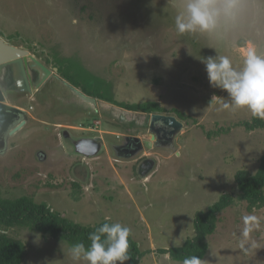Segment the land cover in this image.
<instances>
[{
  "label": "rangeland",
  "instance_id": "obj_1",
  "mask_svg": "<svg viewBox=\"0 0 264 264\" xmlns=\"http://www.w3.org/2000/svg\"><path fill=\"white\" fill-rule=\"evenodd\" d=\"M186 3L0 0V34L12 45L49 62L50 68L54 58L73 57L109 82L115 99L153 100L164 107L160 114L175 116L177 110L184 115L175 116L182 125L173 147L152 146L133 159H117L108 147L92 157L59 155L53 150L63 140L59 127L77 136L108 138L143 129L138 122L142 115L102 99L97 116L85 114L80 100L59 80L71 83L55 66L51 88L46 85L37 97L8 100L31 117L0 154L1 196L32 195L83 224L110 218L131 229L144 251L138 264H182L158 248L194 236L195 214L222 192L234 196L235 171H255L264 151V129L248 130L241 124L251 120L250 112L222 107L229 102L226 93L209 85L202 62L209 56H227L239 69L248 49L264 56V0H231V6L228 0H216L220 11L213 29L180 35L175 17L185 12ZM129 120L139 129H124ZM148 156L155 164L139 175L137 167ZM248 215L257 217L259 225L245 250L240 233ZM7 232L25 244L22 264H74L66 255V242L27 228ZM37 233L39 244L34 243ZM204 240L202 264H264V206L248 210L245 201L231 203L217 213L215 229Z\"/></svg>",
  "mask_w": 264,
  "mask_h": 264
},
{
  "label": "trees",
  "instance_id": "obj_2",
  "mask_svg": "<svg viewBox=\"0 0 264 264\" xmlns=\"http://www.w3.org/2000/svg\"><path fill=\"white\" fill-rule=\"evenodd\" d=\"M240 42L241 45L244 44L243 41ZM54 52L58 53L57 51ZM53 63L64 78L89 96L114 103L126 110L144 113L164 110V107L153 100L126 102L115 99L111 91V84L102 77L93 74L73 57L54 58ZM175 112L180 118L184 117L183 113L177 110ZM241 124L248 130L264 129V120L253 116L250 121L246 120ZM234 182L236 187L234 196H232L233 193L222 192L217 200L205 210H200L195 214L193 221L194 236L186 237L180 247H159L158 252L166 253L172 260L181 262L186 257L193 255L202 259L207 252V243L204 238L214 231L218 212L235 201H245L248 210L264 206V151L258 157V166L255 171L251 172L247 168L237 169L234 173ZM105 222L112 223L106 219L93 224L80 223L63 216L58 209H52L45 201L34 200L32 195L21 194L13 198L0 195V230H8L14 227L27 228L44 236L66 242L69 246L76 242H83L88 246L90 244L89 233ZM25 254L26 248L23 241L7 232L0 231V264H22ZM143 255L144 251L139 248L137 241L130 235V258L127 262L138 264Z\"/></svg>",
  "mask_w": 264,
  "mask_h": 264
},
{
  "label": "clouds",
  "instance_id": "obj_3",
  "mask_svg": "<svg viewBox=\"0 0 264 264\" xmlns=\"http://www.w3.org/2000/svg\"><path fill=\"white\" fill-rule=\"evenodd\" d=\"M228 6H231V0H228ZM219 11L216 0H187L185 12L175 17L176 31L184 35L195 33L197 30L201 32L211 30L216 26ZM202 62L209 85L226 93L229 102L223 103V108L232 111L246 110L254 118L264 120V56L258 54L255 48L248 49L243 55L242 67L239 69L233 67L227 56H209ZM23 110L28 114L25 109ZM154 113L160 112H149ZM26 118L25 115V123ZM108 219L110 218H106ZM243 223L240 247L247 250L246 242L254 228L258 227L259 221L257 217L248 215L243 217ZM130 235L129 227L119 222H105L89 233L88 246L83 242L73 243L68 247L66 255H70L74 264H125L130 258ZM40 241L41 236L37 233L34 243L39 244ZM175 246L180 247L179 244ZM182 264L202 262L200 257L193 255L186 257Z\"/></svg>",
  "mask_w": 264,
  "mask_h": 264
},
{
  "label": "water",
  "instance_id": "obj_4",
  "mask_svg": "<svg viewBox=\"0 0 264 264\" xmlns=\"http://www.w3.org/2000/svg\"><path fill=\"white\" fill-rule=\"evenodd\" d=\"M6 67L8 69V75L11 76V80H13V83L5 86V83L4 85H1L0 82V146L4 144L3 140L1 139L3 136L13 135L25 123L26 112L20 107L8 103L9 98H17L21 95L32 94L33 97H37L36 93H33V91L36 92V90H44V87H46V85L51 88V86L48 84L49 79L52 76L56 77L54 73L57 72L56 67H48L22 46H14L3 41L0 38V69L4 70V68ZM2 76H4V71H0V77ZM59 81L65 84L66 87L72 92V94L77 97L76 100H80V109L86 110L87 113L84 112L85 114L90 113V116H97V102L99 100L101 101V99L83 93L81 90H78L76 87H74L72 84H69L65 80ZM57 103L59 104V102ZM111 106H115L114 108H116L117 110L122 109H120L116 105L111 104ZM70 112L71 109H69V111H66V113ZM134 113L142 115V117L138 121L140 123V126H142V129H146L148 125L150 131L147 134V140H139V138L136 136L133 137L124 135H120L116 137V139L108 138L102 135H79L77 137L73 136L71 141V144L74 147V151L85 157H91L99 153L104 147H108L110 149L109 143L113 144L112 149L122 150L123 142L128 139H132L134 141V148L131 150L125 148V150H127L129 153L126 159H133L139 154H142L145 149L147 150L152 147V141L155 139V136L157 139H160L162 137L156 132V128L165 127L166 129L165 125H169L170 127L176 129L175 131H173L176 133L182 125V123L172 115L160 113L149 114L139 111H136ZM157 121H161L163 124L157 125ZM114 144H117L119 146ZM154 164L155 162L152 158L145 157L139 163L137 172L139 173V175H144L147 171L153 168Z\"/></svg>",
  "mask_w": 264,
  "mask_h": 264
},
{
  "label": "flooded vegetation",
  "instance_id": "obj_5",
  "mask_svg": "<svg viewBox=\"0 0 264 264\" xmlns=\"http://www.w3.org/2000/svg\"><path fill=\"white\" fill-rule=\"evenodd\" d=\"M0 38L3 40V41H5V42H7V43H10L9 42V40H7V38H6V36H3V35H1L0 34ZM11 44V43H10ZM30 53V52H29ZM33 55V54H32ZM34 56V55H33ZM41 61V60H40ZM43 62V61H42ZM44 64H46V62H43ZM55 67V66H54ZM0 71H4V76H2V77H0V82H1V85H4V83H5V86H7V85H9V84H12L13 83V80H11V76H9L8 75V69H7V67L6 68H4V70H1L0 69ZM38 90H36V92H37ZM40 91V90H39ZM38 91V92H39ZM35 91H33V93H36ZM21 96H24V95H21ZM21 96H18L17 97V99L18 98H20ZM16 106V105H15ZM18 106V105H17ZM120 107V106H119ZM123 108V107H122ZM178 119H180V117L178 116V115H175ZM174 116V117H175ZM26 117H27V114H26ZM136 123V122H135ZM135 123L133 122V121H128V123H127V125H125V126H123V128L125 129H127V131H129V130H134L132 127L133 126H135V131L137 130V129H139V127H137L136 125H135ZM161 124H163L161 121H157V125H161ZM171 124V123H170ZM166 126V129H165V127H158V128H156L157 130H156V132L158 133V134H160L162 137L160 138V139H157L156 138V136H155V139L152 141V146L153 147H157V146H165V147H173V145H174V141H175V138H176V136H177V132L175 133V132H173V131H175L176 129L175 128H172V127H170L169 125H165ZM58 130H61V135H62V142H60V145H59V147H58V145H57V148L56 147H54V151L56 152V153H58L59 155H65V154H70V156H81L82 158L83 157H85V156H83V155H81V154H79V153H77V152H75L74 151V147H73V145L71 144V141H72V138H73V136H76L77 137V135H74V134H72L69 130H67V129H65V128H63V127H59V129ZM149 128H148V125H147V127H146V129H143L142 131H139V132H134V134H131V135H128V134H120V135H124V136H133V137H138L139 138V140H147L148 139V137H147V134L149 133ZM119 135V136H120ZM85 136H92V135H85ZM9 138H10V136L9 135H5V136H3L1 139L3 140V145L2 146H0V154H2L5 150H6V146H7V143H8V141H9ZM110 138H112V139H116V138H114V137H112V136H110ZM137 143V142H136ZM140 143V142H139ZM133 144H134V141L132 140V139H128V140H126L125 142H123V145H122V150H119V149H117V150H114V149H112V147H113V144L112 143H109V145H110V150H111V153H113L114 154V156L113 157H115V158H117V159H126V157L129 155V153H128V151L127 150H125V148H127V149H129V150H131V149H133L134 148V146H133ZM114 145H117V144H114ZM117 146H119V145H117ZM61 149V150H60ZM58 150V151H57ZM101 152V151H100ZM43 153V152H42ZM42 153H39V154H41V157H46V154L45 155H42ZM97 154H99V153H97ZM96 154V155H97ZM108 154V153H107ZM94 156V155H93ZM92 157V156H91ZM124 157V158H123ZM149 157V156H148ZM147 157V158H148Z\"/></svg>",
  "mask_w": 264,
  "mask_h": 264
},
{
  "label": "crops",
  "instance_id": "obj_6",
  "mask_svg": "<svg viewBox=\"0 0 264 264\" xmlns=\"http://www.w3.org/2000/svg\"><path fill=\"white\" fill-rule=\"evenodd\" d=\"M8 103H9V101H8ZM30 117H31V116H30L29 114H27L26 122H27V120H28Z\"/></svg>",
  "mask_w": 264,
  "mask_h": 264
}]
</instances>
